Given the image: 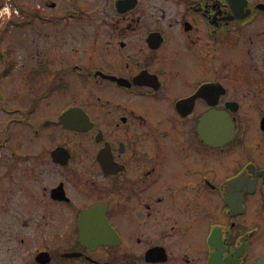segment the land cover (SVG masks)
<instances>
[{
  "label": "flooded vegetation",
  "instance_id": "flooded-vegetation-1",
  "mask_svg": "<svg viewBox=\"0 0 264 264\" xmlns=\"http://www.w3.org/2000/svg\"><path fill=\"white\" fill-rule=\"evenodd\" d=\"M0 18V264H264V0Z\"/></svg>",
  "mask_w": 264,
  "mask_h": 264
},
{
  "label": "rangeland",
  "instance_id": "rangeland-1",
  "mask_svg": "<svg viewBox=\"0 0 264 264\" xmlns=\"http://www.w3.org/2000/svg\"><path fill=\"white\" fill-rule=\"evenodd\" d=\"M2 1L3 0H0V3H2ZM9 1V6L11 5V3L13 2V4H14V0H8ZM12 10V9H11ZM1 18H0V23H1ZM1 27V26H0ZM0 33H1V29H0ZM12 35H15L16 34V30H14L12 33H11ZM42 48L44 49V51L43 52H48V46H42ZM31 52H34L32 49H31ZM57 53H59V52H57Z\"/></svg>",
  "mask_w": 264,
  "mask_h": 264
},
{
  "label": "water",
  "instance_id": "water-1",
  "mask_svg": "<svg viewBox=\"0 0 264 264\" xmlns=\"http://www.w3.org/2000/svg\"><path fill=\"white\" fill-rule=\"evenodd\" d=\"M63 118V117H62Z\"/></svg>",
  "mask_w": 264,
  "mask_h": 264
}]
</instances>
